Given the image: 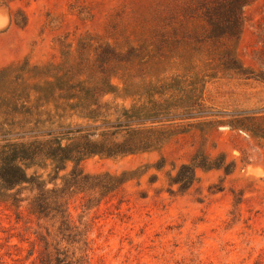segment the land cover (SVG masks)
I'll list each match as a JSON object with an SVG mask.
<instances>
[{
    "label": "rangeland",
    "instance_id": "obj_1",
    "mask_svg": "<svg viewBox=\"0 0 264 264\" xmlns=\"http://www.w3.org/2000/svg\"><path fill=\"white\" fill-rule=\"evenodd\" d=\"M144 7L143 0H0V21L9 18L0 28V67L29 60L54 73L53 65L65 69L74 62L68 75L78 78L81 69L90 82L96 42L107 41L125 61L114 63L111 81L118 91L105 100L111 112L132 108L108 118L161 120L143 124L154 128L145 135L162 142L156 148L92 154L81 163L88 174L122 180L91 208L84 207L94 199L91 192L69 200L72 220L88 235L90 264H264V0L244 7L235 52L245 75L221 70V43L192 42L189 27H167L156 15L150 22ZM174 36L180 39L173 42ZM151 41L163 55L154 65L142 59ZM73 107L63 118L54 110L27 120L92 124L77 118ZM200 153L225 157L231 167H196L195 182L181 189L178 172ZM71 168L68 163L60 175ZM49 171L40 170L47 179ZM27 187L10 193L31 197ZM57 226L38 220L26 200H0V264H39L41 234L65 245ZM66 245L74 251L83 244Z\"/></svg>",
    "mask_w": 264,
    "mask_h": 264
},
{
    "label": "trees",
    "instance_id": "obj_2",
    "mask_svg": "<svg viewBox=\"0 0 264 264\" xmlns=\"http://www.w3.org/2000/svg\"><path fill=\"white\" fill-rule=\"evenodd\" d=\"M252 1L158 0L156 3L155 0L153 3V0H143V6L150 22L156 15V19L167 27H189L188 39L192 42L221 43L220 50L216 51L221 70L245 75L247 70L239 62L235 46L243 30L244 7ZM132 7L129 3L128 8ZM178 40L174 36L173 42ZM168 43L170 41H166L167 46ZM147 48L142 59L151 65L158 63L163 55H159L157 44L151 41ZM121 53L111 43L97 41L93 58L97 62L90 82L82 79L81 69L75 73L78 78L68 75L76 66L74 62L65 69L62 65H53L54 73L49 66L31 64L29 60L0 67V200L11 199L14 205L28 201V208L38 220L58 223L57 234L61 242H65L62 247L59 241L48 240L50 233L41 234L43 250L39 264H90L88 235L83 237L85 233L72 220L69 200L78 192H91L89 195L94 199L84 204V207L91 208L119 187L122 180L110 173H86L81 165L86 157L120 154L130 149L147 150L162 143L144 134L152 133L154 128H144L143 124L161 121L158 117H142L132 123H123L118 117L114 120L108 118L120 110L123 115H128L132 109L115 106L111 112L110 104L105 100L108 94L118 91L111 76L115 72L112 69L114 63L125 61ZM207 76L212 77L213 73ZM72 101L79 102V105H72ZM69 106H75L77 118L92 121V124L62 119L47 125L38 117L35 121L27 120L28 116L48 115L54 110L56 116L63 118V112ZM55 108L62 109V112ZM121 133L129 135L118 139ZM68 163H72V168L61 176L60 171L65 170ZM48 166L52 167V171L46 173L50 179L44 177ZM223 166L227 171L231 167V163H225V157L210 160L204 154H196L193 164L183 165L176 182L181 189H187L195 182L196 167ZM31 168L35 169L30 172ZM21 185H27L33 191L31 197L20 198L18 190L10 193ZM94 193L99 196L95 197ZM66 243L83 245L70 251Z\"/></svg>",
    "mask_w": 264,
    "mask_h": 264
},
{
    "label": "water",
    "instance_id": "obj_3",
    "mask_svg": "<svg viewBox=\"0 0 264 264\" xmlns=\"http://www.w3.org/2000/svg\"><path fill=\"white\" fill-rule=\"evenodd\" d=\"M0 22L3 23V24H0V28L2 29L6 27L7 24L9 23V18L8 17L6 19L4 18V20H1Z\"/></svg>",
    "mask_w": 264,
    "mask_h": 264
}]
</instances>
